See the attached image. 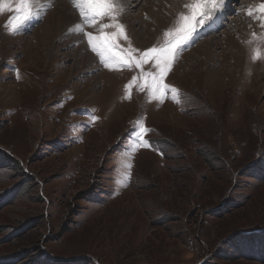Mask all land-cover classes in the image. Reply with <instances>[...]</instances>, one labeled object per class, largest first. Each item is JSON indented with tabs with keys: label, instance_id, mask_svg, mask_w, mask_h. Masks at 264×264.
<instances>
[{
	"label": "rangeland",
	"instance_id": "374dc122",
	"mask_svg": "<svg viewBox=\"0 0 264 264\" xmlns=\"http://www.w3.org/2000/svg\"><path fill=\"white\" fill-rule=\"evenodd\" d=\"M131 2L127 39L103 57L78 28L65 34L78 20L58 13L80 20L72 0L15 33V11L0 14V264H261L238 251V233L264 231V27L246 15L261 0L191 21L163 99L148 87L154 61L135 60L168 42L191 0Z\"/></svg>",
	"mask_w": 264,
	"mask_h": 264
},
{
	"label": "snow or ice",
	"instance_id": "6c2138e0",
	"mask_svg": "<svg viewBox=\"0 0 264 264\" xmlns=\"http://www.w3.org/2000/svg\"><path fill=\"white\" fill-rule=\"evenodd\" d=\"M72 2L74 7L79 10L80 20L77 24L73 25L69 31L78 28L81 33L86 36L87 43L92 51L98 52V54L103 57L105 54L111 53L118 37L123 36L127 39L125 26L118 20V16L123 11L120 0H72ZM226 2L227 0H191L190 3L185 5L189 11L187 13L181 12L178 14L176 27L164 32V36L170 38L168 42L162 47L153 46L148 48L141 53L140 58L135 60L136 67H140L148 59L154 61V66L157 71L146 74L150 78L148 87L152 98L163 99L166 92L177 91L164 81L173 66L178 46L185 44L194 31L191 21L195 20L197 25H203L211 16V9H223ZM35 4L36 0H0V14L5 11H15V15L11 16L5 25L8 30L13 33L17 32L22 22L29 19L34 14ZM254 13H258L259 15L254 16ZM246 15L260 20L261 26L264 27V0H261L259 4L248 6L246 8ZM105 17L110 18L112 23L102 25L100 35L94 36L92 32L85 31L86 27L93 26L97 20ZM110 27L115 28L116 31L112 33L103 32V29ZM253 36L255 37L256 33H253ZM249 43H251V41H249ZM132 51H135V49L130 48L129 52ZM117 55L119 56V61L123 65L128 67L132 66L129 63V60L132 59L130 56L120 55L119 53ZM260 56V48H254L252 59L257 60ZM105 65L108 66L107 60H105ZM17 78H19L18 70ZM134 82L135 77L132 83ZM143 87L144 86L141 85V91H143ZM126 88H131V84L127 85ZM127 98H131L130 93ZM94 119L96 118L94 117ZM149 131L150 129H147L142 124L140 125L138 138L142 144L147 143L144 140V135ZM127 167L131 169V163H128Z\"/></svg>",
	"mask_w": 264,
	"mask_h": 264
},
{
	"label": "trees",
	"instance_id": "16d2710c",
	"mask_svg": "<svg viewBox=\"0 0 264 264\" xmlns=\"http://www.w3.org/2000/svg\"><path fill=\"white\" fill-rule=\"evenodd\" d=\"M213 210H210L209 213H216L212 212ZM239 234V241L241 240H248V248L244 249L243 247H238V251L241 253L240 255H243L242 258L246 259L248 261H256L261 264H264V231L257 232V230L252 233H238ZM235 237H233L234 239ZM232 239V238H231ZM238 242V241H237ZM236 242V243H237ZM57 262H55L56 264ZM50 264H54L53 262H50Z\"/></svg>",
	"mask_w": 264,
	"mask_h": 264
},
{
	"label": "bare ground",
	"instance_id": "6f19581e",
	"mask_svg": "<svg viewBox=\"0 0 264 264\" xmlns=\"http://www.w3.org/2000/svg\"><path fill=\"white\" fill-rule=\"evenodd\" d=\"M123 4H124V6L125 5H128V6H130L131 4H133V3H137V2H131V0H120ZM134 1V0H133ZM239 1V0H238ZM55 2V0H36V4H35V8H34V11L37 13V14H35L34 13V17H35V21H37V19H39V17H40V14H41V10L43 9V8H41V6H44L45 5V3H48V5H50V4H52V3H54ZM120 2V3H121ZM230 2H231V4L233 3V2H235V3H233V5L236 7L237 6V4H236V0H227V2H226V4H228V7H229V4H230ZM123 6V5H122ZM135 6H136V4H135ZM138 7V6H137ZM63 8V7H62ZM127 8V7H126ZM230 8V7H229ZM47 9V8H46ZM61 9V8H60ZM128 9V8H127ZM178 9V8H177ZM226 11V6L222 9V14L224 13ZM146 12V11H145ZM69 13V12H68ZM67 13V11H64V9H63V11L62 12H60V13H58V14H60L61 15V19L63 20V21H66V22H68V23H71V24H73L74 23V20H78L79 21V18H77V17H75L72 13L71 14H68ZM221 14V15H222ZM233 17H235V16H233ZM159 18V17H158ZM232 18V17H231ZM215 19V18H214ZM213 19V20H214ZM137 20V19H136ZM213 20H212V25H214V24H217V23H214L213 22ZM29 21H31V18H30V20ZM158 21H159V19H158ZM161 22V21H160ZM159 23V22H158ZM63 24H64V22H63ZM70 25V24H69ZM131 25H132V23H131ZM67 27V26H66ZM73 27V25H71L70 27H68L67 28V31H65V34H71V33H73V32H75V30L76 29H74L73 31H69V29L70 28H72ZM64 33V32H63ZM139 35V34H138ZM70 36V35H69ZM138 37H140V36H138ZM76 40V39H75ZM4 49V48H3ZM8 50V49H7ZM5 52V51H4ZM7 52V51H6ZM6 52H5V54L3 53V56L5 55L6 57H7V55H6ZM81 52V51H80ZM79 54V53H78ZM11 58V57H10Z\"/></svg>",
	"mask_w": 264,
	"mask_h": 264
}]
</instances>
